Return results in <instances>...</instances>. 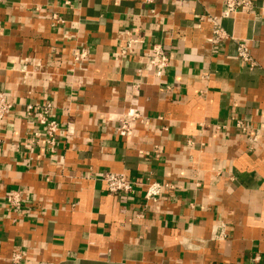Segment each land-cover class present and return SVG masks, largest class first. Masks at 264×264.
<instances>
[{"label": "crops", "instance_id": "crops-1", "mask_svg": "<svg viewBox=\"0 0 264 264\" xmlns=\"http://www.w3.org/2000/svg\"><path fill=\"white\" fill-rule=\"evenodd\" d=\"M223 1L155 0L152 12L142 0H0V91L13 104L0 125V264L15 251L20 264H264V0L222 19L230 38L216 41ZM156 43L171 58L161 76ZM48 102L55 152L32 144L44 128L27 114ZM108 171L133 191L110 193ZM149 180L174 188L146 198Z\"/></svg>", "mask_w": 264, "mask_h": 264}, {"label": "built area", "instance_id": "built-area-1", "mask_svg": "<svg viewBox=\"0 0 264 264\" xmlns=\"http://www.w3.org/2000/svg\"><path fill=\"white\" fill-rule=\"evenodd\" d=\"M143 4L148 6L151 11H154L153 5L155 0H142ZM66 4H70L69 1ZM254 0H224L220 12L213 15L211 18L212 34L216 41H224L230 38L229 33L222 26V19L235 17L239 12L252 13L255 10ZM57 22H63L61 17L54 15ZM88 49L85 48L80 54L76 56V61L88 55ZM133 52V47L130 43L123 46L118 56L123 57ZM238 56L246 63L254 64L249 46L241 41L238 45ZM171 58L168 51L162 43H156L151 49V59L149 61L150 67L155 71L156 75L161 76L170 67ZM13 108L12 102L8 99L7 95L0 91V125L3 123L7 113ZM27 114L32 116L36 115L38 123L44 128L36 130L31 138L33 145H38L42 141L46 143L51 152H55L57 145V134L60 129V124L54 116V106L48 102L43 105H29ZM140 112H132L128 115H123L119 122L118 131L121 134H127L130 131L131 125L135 121L142 120ZM238 127L243 126L242 121H237ZM107 190L114 195L129 194L133 191V182L124 174L108 171L102 175ZM174 185L168 182L148 181L146 198L159 197L164 190H172ZM24 195L20 190H12L7 196V205L9 209H20L23 205ZM24 255L21 251H15L11 257V264L22 263ZM37 264H55L53 262H39Z\"/></svg>", "mask_w": 264, "mask_h": 264}]
</instances>
